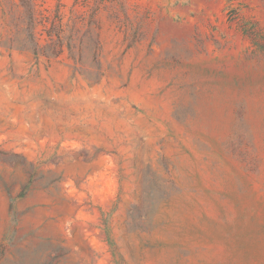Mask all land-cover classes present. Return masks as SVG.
<instances>
[{
  "label": "rangeland",
  "instance_id": "374dc122",
  "mask_svg": "<svg viewBox=\"0 0 264 264\" xmlns=\"http://www.w3.org/2000/svg\"><path fill=\"white\" fill-rule=\"evenodd\" d=\"M0 264H264V0H0Z\"/></svg>",
  "mask_w": 264,
  "mask_h": 264
},
{
  "label": "trees",
  "instance_id": "16d2710c",
  "mask_svg": "<svg viewBox=\"0 0 264 264\" xmlns=\"http://www.w3.org/2000/svg\"><path fill=\"white\" fill-rule=\"evenodd\" d=\"M35 55H37V54L35 53Z\"/></svg>",
  "mask_w": 264,
  "mask_h": 264
}]
</instances>
